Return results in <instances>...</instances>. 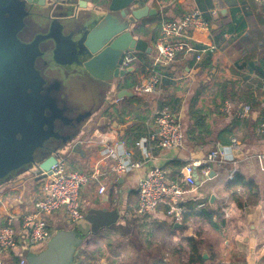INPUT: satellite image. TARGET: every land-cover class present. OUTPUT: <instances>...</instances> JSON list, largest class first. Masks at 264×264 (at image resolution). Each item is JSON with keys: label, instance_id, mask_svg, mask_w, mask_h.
Instances as JSON below:
<instances>
[{"label": "crops", "instance_id": "1", "mask_svg": "<svg viewBox=\"0 0 264 264\" xmlns=\"http://www.w3.org/2000/svg\"><path fill=\"white\" fill-rule=\"evenodd\" d=\"M88 3L94 4L95 0H88ZM154 3L159 6L156 15L142 20L138 28H148L153 23L161 26L164 20H173L192 9H199L205 13L211 30L216 32H192L191 40H183L194 51L178 54L175 62L162 71L157 96L136 91L139 83L150 75L155 57L151 36L137 31L138 37L147 41L151 53H139L141 58L128 69L131 71L118 79V89L104 96L101 107L84 124L78 137L80 147L77 152L68 159L63 158L67 171L90 173L100 170L106 173L105 179L101 177L82 188L80 210L83 218L91 209L116 210L117 221L121 216L123 224L114 225L116 221L109 227L118 229L127 244L121 246L120 241H116L96 248L83 246L85 239L79 240L72 227L74 224L63 210H59L46 218L49 238L41 244L27 245L22 225L26 216L33 213L37 200L46 196L48 179H39L37 175L18 177L0 186V227L7 225L10 219L20 239L15 249L1 254L5 264H28L51 252L59 253L58 264H186L190 255L188 238L200 242V255L205 257L202 264H264V200L257 194L264 191V160L261 158L264 134L255 133L263 116L264 81L252 71L253 64L264 58V11L255 0H154L141 6L154 8ZM212 9L218 10V16H211ZM159 15L160 18L154 21ZM204 44H214L216 51L203 54L201 60L196 61L197 51ZM129 76L135 77L136 85L126 83ZM224 85L227 93L252 92L259 105L252 108L248 120L241 121L221 112ZM120 90L127 94L118 99L116 94ZM162 106H168L180 118L184 133L180 149L159 148L156 136L154 140L149 138V144L143 143L148 133L157 135L153 115ZM189 108L198 115L196 128ZM188 128H194L198 134V144L189 142ZM233 139L237 148H233ZM216 148L222 153V165L211 167L214 175L203 183H200L199 170L194 172L199 188L186 205V210L198 211L196 204H205L203 209L215 212L213 225L200 218H190L183 224V215L176 220L167 214L166 206L162 204L152 215L142 218L135 215L137 182L148 168H163L168 177L175 180L181 177L187 164L206 159ZM116 159L140 162L142 166L116 178L107 173ZM173 162L184 166L173 172L169 167ZM236 175L250 184L238 186L233 193L227 187ZM101 184L105 186L104 194L98 193ZM212 195L215 199L211 206ZM224 211L228 212L227 218ZM66 238L75 246L67 248L63 262L61 246L65 247ZM114 246L122 248L113 251Z\"/></svg>", "mask_w": 264, "mask_h": 264}, {"label": "water", "instance_id": "2", "mask_svg": "<svg viewBox=\"0 0 264 264\" xmlns=\"http://www.w3.org/2000/svg\"><path fill=\"white\" fill-rule=\"evenodd\" d=\"M156 13L137 0H0V60L9 63L7 73H22L21 86L7 87L14 98L20 87L26 107L11 101V108H0V186L18 177L46 178L57 158L77 152L84 124L131 71L120 69L124 55L151 53L136 32ZM117 219L116 210L91 209L74 225L81 241ZM59 260L51 252L28 264Z\"/></svg>", "mask_w": 264, "mask_h": 264}, {"label": "built area", "instance_id": "3", "mask_svg": "<svg viewBox=\"0 0 264 264\" xmlns=\"http://www.w3.org/2000/svg\"><path fill=\"white\" fill-rule=\"evenodd\" d=\"M68 1V0H56ZM81 1V0H76ZM140 4L152 2L154 0H137ZM264 11V0H255ZM204 12L199 9H192L184 13L181 17L173 20H164L161 23L160 33L153 43L155 57L151 63L150 75L148 67V77L145 78L136 88V91L144 95L160 94L161 74L175 62L178 54L186 55L193 48L183 40H191L189 35L192 32L210 34V23L205 19ZM212 17L218 16V10L210 11ZM214 44H204V47L197 51L196 61H200L203 54H213L216 51ZM138 61L137 53L127 52L124 55L120 69L127 71ZM221 112L228 114L238 120H248L252 115V108L249 104L237 101H224ZM261 122L255 129L257 135L264 134V108ZM153 124L156 134H147L143 143L149 144L150 140L158 137V146L161 149H180L184 142V133L178 114L168 106L157 108L153 115ZM233 148H237L236 140H232ZM112 155H114L112 153ZM264 160V155L261 156ZM223 163L222 153L218 148L212 150L204 160H194L187 164L181 171V177L170 179L168 172L158 166L148 168L144 176L137 182V205L135 215L142 218L152 215L159 205L167 207V214L174 216L176 220L187 210L186 205L191 200V196L199 188L193 176L199 170L200 183L210 180L211 167H220ZM140 162H128L116 159L109 167L107 173H112L116 178L121 177L133 170L140 169ZM106 177V173L100 170H93L84 173L78 170L67 171L63 158H57L56 163L51 167V174L47 176V194L43 199L37 200L32 214L26 216L23 222L25 232V242L29 246H34L45 242L49 236L46 218L63 210L67 218L75 224L83 218L81 212L80 194L82 188L90 182L98 181ZM105 186L99 185L98 193L104 194ZM205 204H196L195 209L203 208ZM225 218L228 212L224 211ZM20 243L19 236L12 226L11 220H7V225L0 227V256L2 253L15 249ZM0 264H5L0 258ZM23 264V262H21Z\"/></svg>", "mask_w": 264, "mask_h": 264}, {"label": "trees", "instance_id": "4", "mask_svg": "<svg viewBox=\"0 0 264 264\" xmlns=\"http://www.w3.org/2000/svg\"><path fill=\"white\" fill-rule=\"evenodd\" d=\"M96 1V0H95ZM164 1V0H163ZM154 8L158 11L159 10V6L154 3L153 4ZM168 19V18H167ZM160 24H151L150 26H148V28H145L144 26H140L138 28V32L139 33H144L145 36L150 35L151 36V41L155 42V40L157 39V37L159 36L160 33ZM196 32V31H195ZM193 32V33H195ZM212 33H215V30H211ZM200 33V32H199ZM194 35V34H193ZM198 37H201V35L196 34ZM137 57L140 59L141 58V54L137 53ZM254 63V62H252ZM148 64V63H147ZM252 71H254L256 77L260 80L264 81V58H262L260 61L258 60V62L255 64H253V68ZM127 84L129 85H136L137 81L135 79L134 76H129V78L126 81ZM228 84V83H226ZM225 84V85H226ZM224 85V89L225 91L221 93V99L222 102L225 100H229V101H234V100H239L241 102H243L244 104L248 103L250 104L251 108L253 107H257L259 104L255 101V99L253 98L252 92L251 91H246L243 92L242 90L236 91V92H232L230 91L229 93L226 92V86ZM189 115H192V121L194 122V127L196 128L198 123L196 122L198 115L195 114V112H193L192 108H189ZM187 138L189 140V142L191 144H198L196 141V137H198V134H195L194 128H188L187 130ZM186 135V134H185ZM184 166L183 163L180 162H173L169 164V167L173 169V172H175L176 170L182 168ZM250 183L245 182V179L240 176V175H236L233 177V179L229 182V187H227V190L232 191L233 193H236L237 191V187L238 186H243L244 185H249ZM258 196H262L263 200H264V191L263 193H258ZM138 200V197H137ZM167 209V207H165V210ZM215 212L211 211L210 209H199L198 211H195L194 209H187V211L183 214L182 216V223L185 224L186 222L189 221L190 218H200L203 219L205 221H207L209 224L213 225V216H214ZM189 251H190V255L188 257L187 263L186 264H202V258L200 255V251H199V244L200 242L196 241L193 238H188L186 239Z\"/></svg>", "mask_w": 264, "mask_h": 264}, {"label": "rangeland", "instance_id": "5", "mask_svg": "<svg viewBox=\"0 0 264 264\" xmlns=\"http://www.w3.org/2000/svg\"><path fill=\"white\" fill-rule=\"evenodd\" d=\"M159 18H160V15L155 17L154 21H157ZM147 21H149V20H147ZM103 99H104V96L102 97L101 103L103 102ZM85 124H87V123H85ZM117 224L122 226L123 221L121 219V216H120L119 220L114 225H117ZM72 227L75 228V225H72ZM84 239H85V244H83V246H87L88 245V247H92V248H96L99 245L101 246L102 244H108V243L113 244V242L115 243L116 241H120V243L122 245L121 244H119V245H121V246H124L125 244H127V241L123 240V236L120 234L118 229H115V227H104V228H101L96 233H90ZM63 243H65V247L63 248L61 246V253H62V257H63L62 260L64 262L65 259H66V250H67V248L68 247H72L73 248L75 246V244L69 238L68 239L66 238ZM121 246H114L115 248H113V251L115 249L122 248Z\"/></svg>", "mask_w": 264, "mask_h": 264}, {"label": "flooded vegetation", "instance_id": "6", "mask_svg": "<svg viewBox=\"0 0 264 264\" xmlns=\"http://www.w3.org/2000/svg\"><path fill=\"white\" fill-rule=\"evenodd\" d=\"M9 65V63L7 64ZM7 65L0 60V72L3 73V77L0 76V108H11L7 102H13L14 108H26L25 98H23L22 90L17 89V97L14 98L15 92H10L11 90L7 87L9 82H12L13 86L22 85V73L20 71H15L14 73H7L9 68Z\"/></svg>", "mask_w": 264, "mask_h": 264}]
</instances>
